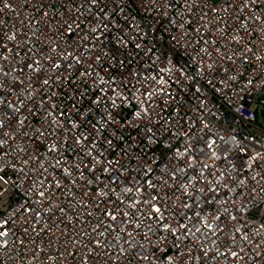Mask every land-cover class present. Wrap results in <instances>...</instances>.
Here are the masks:
<instances>
[{"label":"built area","instance_id":"obj_1","mask_svg":"<svg viewBox=\"0 0 264 264\" xmlns=\"http://www.w3.org/2000/svg\"><path fill=\"white\" fill-rule=\"evenodd\" d=\"M5 3L10 4L11 7H4ZM81 3L83 0H0V8H3V11H0V43L7 44L13 49L12 52L0 49V53L8 57L7 61L0 60V65L9 68L15 61L16 71L12 72L11 76H20L21 79H24L25 75L33 77L34 87L38 90L32 98L26 100L30 108L21 110L23 115L27 116L26 127L21 126L14 140L4 137L8 141L3 147V151L8 153L3 157V160L8 163L5 169L7 176L15 178L19 175L11 168L12 164H16L17 169L25 167L31 172L33 168L31 161L25 166L23 160L37 150L43 154L44 143L62 140L60 135L52 136L47 141L43 138L36 139L39 134L34 132V129L46 126V112L43 108L39 112L36 111L41 100L52 96L51 103L55 105L54 111L65 112L63 119L66 122L81 119L80 113L72 108L73 103L81 112L92 109L95 115L89 114V119L95 124L101 109L94 107L91 101L95 100L99 94L97 85L93 83L94 79L99 81V75L82 77L80 73L87 69L103 75L105 79L115 77L117 83L128 77L130 73L140 72L142 76L154 75L156 68L151 67L152 62L156 61V67H159L156 57L163 52L175 57L176 63L191 77V79L186 78L183 85L179 86L172 83L176 77L169 75L167 85L157 86L164 87L165 91L171 92L172 97L175 98L165 100L160 97L153 101L161 105L158 111L165 118H169L170 123L165 125L164 120L153 117L154 120H158V124L149 125L154 135L146 134L144 131V124L147 121L138 127L125 125L114 129L112 126H107L97 147L103 148L105 157L113 161L119 160L120 163L106 166L116 168L126 177L131 175L139 179L143 176L144 169H138L137 165L147 161L153 169L149 178L161 177L165 165L184 167L189 162L194 163L189 158H181L180 152L176 151L177 148L183 151L186 142L189 148L196 149L193 155L198 154L201 148L210 151L204 144L197 141V137H203L205 140L209 137L215 139L216 145H213V150L216 153L222 154L226 145H231V150L227 153V161L205 159L202 153L199 155L201 161L209 165V168L205 169L206 173L214 172L213 179L220 178V174L224 173L228 178L229 189H236L234 193L229 192L231 201H234L227 206L229 213H224L222 210L224 206H221V214L223 217L229 214L238 215L239 221H231V223L235 226L244 225L242 230L247 231L253 243L245 245L246 252L241 253V256H244L243 260L218 255L217 260H207L206 264H264V228H259V225L264 223V191L261 190L264 189V179H261L264 177V124L259 114L260 110L261 112L264 110V0H256V2L253 0H202V2L197 0V6L194 9L190 8L185 0H155V2L153 0H100L91 12L86 8H79ZM101 7L106 10L111 20L109 28L103 29L106 38L102 37V40L97 42L99 46L91 54L89 62L93 67L88 69L85 63L67 71L60 70L62 75L59 79L45 86L43 91H39L41 81L44 76L51 75V69H46L42 74H37L29 68H25L24 72H20L19 69L26 63H32L34 59L43 60L40 54L48 55L53 44L65 47L71 44L68 51L74 50L81 43V37L96 25L97 20L94 17L97 16ZM99 14L103 15V13ZM74 16L77 19H74ZM257 17L260 19L257 20ZM64 24H70L74 29L72 36H69L62 27ZM181 24L184 25L183 28L180 27ZM12 35H15L16 39L9 41L7 37ZM120 37H123L126 43L120 44ZM202 41L208 43L203 44ZM137 44L141 45V48L137 49ZM202 47L212 53L211 58L206 52L200 51ZM149 48L153 49L151 53L148 52ZM28 49H31V52L25 55ZM17 52L20 53L19 57L15 56ZM97 56L101 58L98 63ZM59 62L64 63L63 60ZM206 64L212 65L211 70L204 68ZM39 67L40 65H34V68ZM198 69H201L199 73ZM11 76L0 79V83L7 84ZM230 76H235L236 79L230 80L228 78ZM130 79L132 83H135L138 77L133 75ZM209 80L213 83L209 84ZM100 87L109 89L110 93L109 85L104 84ZM81 91L84 93L82 97L79 95ZM135 91V88H124V94L129 98ZM53 93L56 95L53 96ZM0 96L19 104L15 92L0 89ZM19 96L20 99H25L27 92L21 91ZM136 97L131 104H122L120 108L114 110L118 120L123 122L134 119L133 113L140 93H136ZM32 99L35 100V104L32 103ZM53 118L55 117L49 119ZM66 126L71 125L67 123ZM161 127L163 132L159 130ZM24 131H27L29 136H25ZM49 131L52 129L50 128ZM92 131L90 124L83 121L77 129V132L83 135H88ZM185 132L189 133L191 140H187ZM69 135L70 133H64V137ZM149 135H153L152 140L148 139ZM220 136L224 137V141L219 139ZM106 139H110L112 143H104ZM169 143L171 148L167 147ZM24 147L28 148L27 153L16 151ZM65 154L69 155L71 161V155ZM96 174L101 175L100 172ZM104 175L106 180V174ZM191 175L192 172L189 169L184 173L178 172L176 181L170 180L167 175L162 176V179L169 181L166 189H160L161 195L166 200L167 215L175 214L177 221H182L181 212L191 214L188 209L181 208V202L185 197L177 191L180 183H187ZM240 180L244 183H239ZM154 182L161 183V181ZM224 182V180L221 181V183ZM16 183L21 181L16 180ZM25 186L13 187L6 199L0 197V217L9 220L10 225V236L0 238V245L3 244L4 239L8 242L6 248L0 246L2 264H86V261L88 264H127L128 260L132 259L131 253L127 257L119 253L121 247L124 250L128 249V245L124 244L123 240L131 238L121 232L119 235L123 239L117 244L116 234L107 227L102 229L106 236L95 237L102 244H106L107 248L97 247L89 252V249L84 246L94 245L93 238L84 234L89 232L97 222L95 213L99 210L91 206L83 211L77 207L75 216L69 213L71 219L65 217L63 222L59 217L64 214L54 207L37 225L38 235L33 233L31 227L27 233H24L23 229L28 225H25L23 221L28 220L31 224V214L22 212V209L31 206L42 211L44 207H47V204L36 206L30 199L26 201ZM202 186L206 185L197 184V187ZM93 188L95 189V186ZM115 195L116 193H112L113 198ZM135 195L139 198V193ZM173 195L180 199L174 201L170 198ZM224 195L225 190L221 189L216 199L219 200ZM27 196L31 194L28 193ZM66 196L71 197L77 206L83 203L79 195L72 197L71 193L65 192L55 197L53 203L58 200L61 207L71 209L73 205L68 202ZM18 206L22 208L18 210ZM108 207L111 208L113 205L110 204ZM87 212H93V217L89 218ZM100 218H103L102 212ZM18 219L20 222L14 223ZM85 220L89 221L86 225ZM141 221L138 231H143V224L149 223L143 217ZM182 222L189 225L192 223L191 221ZM108 223L110 222L105 219V225ZM41 226L45 231H39ZM128 230L133 229L129 227ZM258 230L259 235H257ZM158 238L152 237L153 242ZM140 239V236H137L136 242ZM21 240L23 244L20 243ZM175 243L174 239L168 242L170 253ZM199 243L197 241L195 246H199ZM256 243H260L261 247L256 248ZM189 246V242L185 241L181 244L180 251L187 252ZM164 247L162 243L160 248ZM211 247L212 245L209 244L204 250L207 251ZM37 249L42 251H36ZM139 250L136 247V251ZM213 251H215L214 248ZM160 255L163 256L164 253ZM132 264L137 262L133 259ZM192 264H199V262L193 259Z\"/></svg>","mask_w":264,"mask_h":264},{"label":"snow or ice","instance_id":"obj_2","mask_svg":"<svg viewBox=\"0 0 264 264\" xmlns=\"http://www.w3.org/2000/svg\"><path fill=\"white\" fill-rule=\"evenodd\" d=\"M253 2H256V0H253ZM98 3H100V0H83L79 8H86L91 12ZM185 3H188L189 7L193 9L197 6V0H185ZM4 7L10 8L11 5L5 3ZM0 11H3V8H0ZM99 13H103V15ZM99 13L94 17L97 20L96 25L81 37V43L74 50L68 51L71 44H68L67 47L53 44L48 55H44V53L40 54L43 56V60L40 58L34 59L32 63H26L19 71L24 72L25 68H29L33 69L37 74H42L46 69H51V75L44 76L41 81L39 91H43L45 86L59 79L62 75V71L60 70L67 71L85 63H87L88 69H91L93 67L92 63L89 62L91 54L99 46L97 42H100L102 37H104L103 29L109 28V21L111 20V17L103 7L99 9ZM74 19H77V17L74 16ZM256 19L259 20L260 18L257 17ZM183 26V24L180 25L181 28ZM62 27L67 31L69 36L73 35L74 29L70 24H64ZM196 31H199V29H196ZM7 39L14 41L16 36H8ZM119 43H126L123 37H120ZM197 43H201V41H197ZM202 43L207 44L208 42L202 41ZM213 43L215 42L213 41ZM136 48H141V45L137 44ZM0 49L7 52L13 51L12 48H9L4 43H0ZM152 51L153 49H148L149 53ZM200 51L206 52L211 58L212 53L207 48L202 47ZM30 52L31 49H28L25 55H28ZM217 52H219V49H217ZM51 53H56L57 55L53 56ZM19 55V52L15 53V56L19 57ZM225 58L230 59V57ZM100 59V56H97L96 62L98 63ZM0 60L7 61L8 57L0 53ZM59 60H63L64 63L61 64ZM156 60L159 61V67H156V61H153L151 65V67L156 68L154 75L142 76L140 72L130 73L120 83H117L115 77L105 79L103 75L87 69L80 73L82 77L99 75V81L93 80V83L99 89V94L95 100L91 101L94 107L101 109V114L96 118L95 124L89 119V114L95 115L92 109H86L84 112H81L77 105L73 103L72 108L80 113L81 119L66 122L63 119L66 115L65 112L54 111L55 105L51 103L52 96L47 97L46 100H41L40 106L36 111L39 112L41 108L44 109L46 112V126L34 129V132L39 134L36 139L43 138L44 141H47L52 136L60 135L62 140L60 142L52 140L51 143H44L43 154L37 150L27 159L23 160V165L25 166L29 165L31 161L33 165L31 172L25 167L17 169L16 164H12L11 168L19 173L15 178L8 177L5 173L8 163L3 160V157L7 156L8 153L3 151V147L8 141L4 137L14 140L17 133L20 132L21 126L26 127L27 116H24L21 110L30 108L26 104V100L32 98L38 90L34 87L33 77L25 75L24 79H21L20 76H11L12 72L16 71L14 67L15 61L13 62V66L9 68L0 65V79L11 76V80L7 84L0 83V89H7L10 92L17 93L16 99L19 102L17 105V103L0 96V173H5L4 175H0V197L6 199L13 187L20 188L26 185V201L30 199L36 206L47 204V207H44L42 211H38L37 207L31 206L22 209V212L31 214V224H29L28 220L23 221L25 225H28L24 227L23 232L27 233L29 227H31L33 233L37 235L39 234L37 225L45 219L46 214L51 212L54 207L64 214L59 217L62 222L65 217L71 219V216H75L77 207L81 211L89 206L99 210L95 213L97 217L95 226L89 232L84 233L86 236L93 238L94 245L89 244L84 246L89 249V252L94 251L97 247L107 248L106 244H102L99 240L95 239L96 236H106L105 231L102 230L105 227L110 228L112 233L116 234L117 244L123 239L119 233L124 232L131 239L123 240V243L128 245V249L124 250L121 247L119 253L125 257L131 253L132 259H129L127 264H132L133 259L137 264H142V262H147V264H192L193 259L199 262V264H206L207 260H217L218 255L243 260L244 256H241V253L246 252L245 245L251 244L253 241L248 236L247 231L242 230L244 225L235 226L231 223V221H239L238 215L229 214L227 217H223L221 214V206H224L222 209L224 213H229V207L227 206L230 203H234V201H231L229 192L234 193L236 189H229L228 178L224 173H221L218 179H213L215 177L214 172L209 171L206 173L205 169H208L209 165L203 163L199 155V153H202L205 159L227 161V153L231 150V145H226L222 150V154L216 153L213 150V145H216L215 139L209 137L205 140L203 137H197V141L204 144L210 151H205L201 148L198 154L193 155L196 149L194 147L189 148L186 142L183 151L179 148L176 151L180 152L181 158H189L194 163L189 162L184 167H180L179 165L173 167L164 166L165 170L162 176L167 175L172 181L177 180L178 172L184 173L189 171V169L192 172V175L188 177V182H181L177 189V191H180L181 196L185 197L181 202V208L188 209L191 213L189 215L188 213L181 212L182 221H191V225L186 222L177 221L175 214L172 216L167 215L166 200L161 195L160 189H166L169 181L168 179H162V176L149 178L153 169L147 161L140 162L137 165L138 169H144L141 178L137 179L131 175L126 177L123 172H118L116 168L106 166L113 163L119 164V160L113 161L112 159H108L104 156L103 148L97 147L100 137L107 126H112L114 129L116 127H124L125 125L138 127L141 123L147 121L144 124V131L146 134H149L153 133V129L149 125L158 124V120H154L153 117H159V119L164 120L165 125L170 123V119L165 118L158 111L161 105L153 101L160 97L165 98V100H174L175 98L172 97L171 92L165 91L164 87L157 86L167 85L169 75L176 77L172 83L179 86L183 85L186 78L191 79V77L176 63L175 57L161 52L156 57ZM44 61H47V63H44ZM34 65H40V67L34 68ZM204 68L211 70L212 65L206 64ZM199 71L201 69L197 70L198 73ZM133 75L138 77L135 83H132L130 79ZM228 78L230 80L236 79L235 76ZM212 83L213 81L209 80V84ZM104 84L109 85L110 93L109 89L100 87V85ZM124 88H135L136 91L129 98V96L124 94ZM21 91L27 92L25 99H20L19 93ZM69 91H71V88H69ZM136 93H140V98L137 100L136 110L133 113L134 119L121 122L114 115V110L120 108L122 104H131L132 100H136L137 98ZM52 95L55 96L56 93ZM79 95L82 97L84 95L83 91ZM32 103L35 104L34 99H32ZM51 117L55 118L49 119ZM81 121L90 124L93 129L88 135L77 132ZM67 123H70L71 126H66ZM50 128L52 131H49ZM159 130L163 132V127ZM64 133H70V135L64 137ZM23 134L29 136L27 131H24ZM153 135H149L148 139L152 140ZM184 135L187 140L192 139L188 132H185ZM219 139L224 141L223 136H220ZM233 140H235V137H233ZM104 143L111 144L112 141L106 139ZM167 147L171 148V144L169 143ZM16 151L18 153H27L28 148H18ZM65 153L71 155V161L69 160V155ZM257 155L259 156V154ZM97 172H100L101 175H97ZM113 173H116V175H113ZM104 174H106V180ZM198 177H202V179H198ZM253 179H256V177H253ZM261 179H264V177H261ZM16 180H20L21 183H16ZM222 180L225 182L221 183ZM154 181H161V183L157 184ZM239 183H244V181L240 180ZM197 184L206 186L197 187ZM93 186H95V189ZM221 189L225 190V195L223 198L217 200L216 198L220 195ZM261 190L264 191V189ZM61 192L71 193L72 197L79 195L83 203L77 206L71 197L67 196L66 199L73 205L71 209L61 207L58 200L53 203L54 198L58 197ZM28 193L31 196H27ZM112 193H116L115 198H113ZM135 193H139V198H137ZM241 196H243V193H241ZM170 198L174 201L180 199V197L175 195ZM110 204L113 207L109 208L108 205ZM20 208L22 206H18V210ZM101 212L103 218H100ZM69 213H71V216H69ZM93 215V212H87L89 218L93 217ZM141 217L149 221V223H144V230L138 231L142 223ZM105 219L110 223L105 225ZM19 222V219L14 221V223ZM88 222V220H85L84 224L86 225ZM117 225H120V227H117ZM9 227V220L0 217V238L10 236ZM129 227L133 230L129 231ZM259 228H264V223L260 224ZM48 230L50 231L51 229ZM39 231H45L44 227L41 226ZM221 234H223V238H221ZM259 234L258 230L257 235ZM137 236L141 238L139 242H136ZM154 236L159 237L155 242L152 239ZM173 239L176 243L173 246V251L170 253L168 242ZM185 241H188L190 245L187 252L180 251L181 244ZM197 241L200 242L199 246H195ZM20 243L23 244V240ZM74 243H79V241H74ZM162 243L165 245L164 248H160ZM209 244L212 247L205 251V247ZM0 246L6 248L8 246L7 239H4L3 244ZM136 247L140 250L136 251ZM260 247L261 244L256 243V248ZM213 248L215 251H213ZM221 249L224 250L222 251ZM36 251L42 250L37 249ZM160 253H164V255L161 256ZM71 255L74 256L75 253H71ZM253 260H255V257H253ZM0 264H2V261H0ZM86 264H88L87 261Z\"/></svg>","mask_w":264,"mask_h":264},{"label":"rangeland","instance_id":"obj_3","mask_svg":"<svg viewBox=\"0 0 264 264\" xmlns=\"http://www.w3.org/2000/svg\"><path fill=\"white\" fill-rule=\"evenodd\" d=\"M217 1V0H215ZM259 114H260V117H261V120H262V123L264 124V110L263 112H261V110L259 111Z\"/></svg>","mask_w":264,"mask_h":264}]
</instances>
